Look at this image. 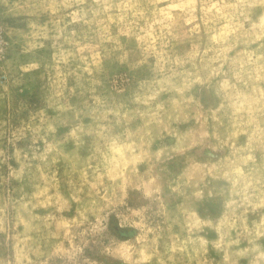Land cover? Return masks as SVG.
<instances>
[{
	"label": "rangeland",
	"instance_id": "374dc122",
	"mask_svg": "<svg viewBox=\"0 0 264 264\" xmlns=\"http://www.w3.org/2000/svg\"><path fill=\"white\" fill-rule=\"evenodd\" d=\"M0 264H264V0H0Z\"/></svg>",
	"mask_w": 264,
	"mask_h": 264
}]
</instances>
